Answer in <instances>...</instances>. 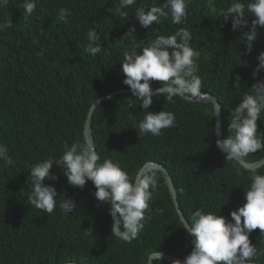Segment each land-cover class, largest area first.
I'll use <instances>...</instances> for the list:
<instances>
[{"label":"trees","instance_id":"obj_1","mask_svg":"<svg viewBox=\"0 0 264 264\" xmlns=\"http://www.w3.org/2000/svg\"><path fill=\"white\" fill-rule=\"evenodd\" d=\"M23 2L9 0L0 6V24L9 17L12 20V27L0 31V144L7 146L13 161L8 165L0 160V264H147L153 252L185 258L191 252L192 238L182 227L161 172L150 202L152 211L145 213L138 237L126 242L112 233L110 205L94 197L95 186L90 181L82 189L69 185L57 166L50 170L57 180L44 181L53 184L59 194L55 210L48 214L31 205L30 170L43 159H58L64 143L85 142L84 121L96 98L130 90L123 83L121 66L126 51L134 44L146 47L157 34L169 35L180 27L189 28L191 45L201 53L197 61L201 90L220 102L226 138L229 109L257 79L264 78V71L253 76L256 57L264 51V28L258 27L248 54L242 31H233L231 19L225 22L219 16L231 0H188L184 24L175 25L168 16L147 30L134 18L135 9L147 11L153 0H136L124 8L127 18L115 11L119 0H38L27 20ZM62 8L71 13L65 20L59 19ZM92 28L98 31L97 43L102 47L95 56L85 51L86 34ZM129 28L135 33L125 35ZM237 73L240 89L234 87ZM161 86L159 81L151 82L152 90ZM130 100L136 104L129 106ZM174 101L153 97L149 111L165 109L176 116L174 127L153 136L139 135L144 110L131 92L104 99L92 121L101 162L106 157L119 162L133 179L144 164L158 162L170 172L187 219L203 208L218 209V215L231 220L230 212L245 201L251 172L237 161H227L217 148L212 103L179 97ZM260 120L258 131L264 132V114ZM263 156L264 148L244 159L256 162ZM258 171L264 173V165ZM64 197L77 202L70 214L59 207ZM88 228L93 229L92 239L83 235ZM249 239L260 253L254 264H264V233L257 228ZM161 264L171 263L161 259Z\"/></svg>","mask_w":264,"mask_h":264},{"label":"clouds","instance_id":"obj_2","mask_svg":"<svg viewBox=\"0 0 264 264\" xmlns=\"http://www.w3.org/2000/svg\"><path fill=\"white\" fill-rule=\"evenodd\" d=\"M8 2L9 0H0V6H6ZM37 3L38 0H24L22 7L26 20L35 11ZM135 4L136 0H119V7L115 11L127 18L128 13L123 9ZM187 4L188 0H163L161 4L153 0L152 5L147 7V11L144 7H137L134 18L146 30L153 23L160 24L161 18L168 16L171 17L173 24L181 25L187 20ZM68 15H71L68 9H60V20H65ZM219 16L225 22L231 19L233 31L237 29L242 31L243 38H246L245 52L250 54L253 43L258 37V27L264 28V0H231L226 8L219 11ZM250 16L253 17L251 22H249ZM9 27H12L10 17L0 24V31ZM132 32L135 33V29L129 28L125 35ZM86 35L89 43L85 51L95 56L102 51L101 43H97L100 40L98 31L92 28ZM191 42L192 32L188 27H180L169 35L157 34L146 47L141 48L134 44L124 53L121 61L123 83L129 86L132 96L139 101V106L144 110L143 118L138 123L139 135L159 136L163 129L174 127L176 124L174 112L165 109L159 112L148 110L153 103V97L163 96L166 103H174V97L192 102L207 96L208 92L201 90L202 80L198 75L197 61L201 53L192 47ZM137 48L142 49L139 54H137ZM256 59L258 64L253 71L254 77L264 71V51H261ZM240 80V75L235 74V89H240ZM152 81H159L162 86L153 91ZM135 104L132 100L129 101V106ZM220 105L213 102L214 115L219 113ZM229 111V135L226 138L222 135V139H216L215 144L219 151L224 153L227 161L243 164L244 158L250 153H256L264 148V132L258 131L257 127V121L264 114V78L257 79L251 85L250 91H245V94L240 96V102ZM221 120L223 134L222 110ZM215 130L218 133V126ZM92 140L94 143L93 134ZM84 141H77L71 145L64 143L63 154L58 159L49 157L32 166L29 173L32 185L28 196L29 202L48 214L55 210L56 198L59 194L53 184H46L44 181L45 179L57 180V175L50 171L53 166H57L63 171L69 185L82 189L90 181L95 186L94 197L99 202L110 205L108 211L113 220L112 233L119 239L131 242L143 229L145 213L152 211L150 202L158 188L161 166L151 162L146 163L133 179L119 162H114L107 157L101 162L100 154L95 150L96 147L91 142H86L85 137ZM0 160L8 165L13 163L8 155V148L4 144H0ZM244 166L251 172V182L244 191L245 201L242 206L230 212L231 220L218 215V209L206 211L203 208H197L192 212L189 220L185 216H179L174 207L182 227L192 238L190 240L192 249L183 261L177 259L171 261V264H254L255 258L260 253L257 246L250 242L249 235L257 228L264 233V173H260L258 171L260 167L256 165ZM76 206L77 202L70 197H64L59 204L66 214L72 213ZM83 235L92 239L93 229H86ZM155 259L158 264H161L162 254L156 253Z\"/></svg>","mask_w":264,"mask_h":264},{"label":"water","instance_id":"obj_3","mask_svg":"<svg viewBox=\"0 0 264 264\" xmlns=\"http://www.w3.org/2000/svg\"><path fill=\"white\" fill-rule=\"evenodd\" d=\"M155 91V90H153ZM126 92H131L130 90L128 89H125V90H118V91H115V92H112L110 95L108 96H102V97H98L96 100L93 101V103L91 104L88 112H87V117L85 119V123H84V137H85V140L86 142H91L93 144V146L95 147L94 143H93V140H92V129H91V123H92V117H93V114H94V111L96 110V108L100 105V103L106 99L107 97H110V96H114V95H117V94H120V93H126ZM193 101H201V102H211L213 104V102H216L220 105L219 101L217 100L216 96L210 94V93H207V96H203L199 99H195ZM94 104V105H93ZM217 126H218V133L217 131H215V138L216 139H222V120H221V105H220V111L218 114L215 115V128L217 129ZM96 150V149H95ZM149 163V162H147ZM151 163H155V164H158L161 166V173H162V176L166 182V185L168 187V190H169V193L171 195V198L173 200V204H174V207L178 213L179 216H184L183 213H182V210L180 208V205H179V202H178V199H177V193H176V189L174 187V184H173V180L168 172V170L162 166L161 164L159 163H156V162H151ZM243 168H245L244 165H256L258 167H260L262 164H264V156L259 159L258 161L254 162V163H248L244 160L243 164L239 163ZM145 165V164H144ZM144 165L140 168V170L138 172H140ZM112 225H113V220H112ZM156 253H161L162 254V259L171 263V261L173 260H180V261H183L184 258H180L178 256H175V255H172V254H168V253H163V252H153L149 255L148 257V260H147V264H154V261L156 260L155 259V254ZM63 264H79L77 262H73V261H70V262H65Z\"/></svg>","mask_w":264,"mask_h":264}]
</instances>
